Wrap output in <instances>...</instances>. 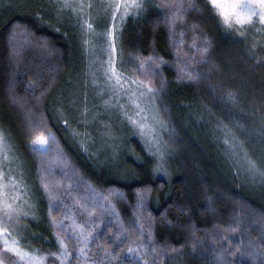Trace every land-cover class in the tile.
Instances as JSON below:
<instances>
[{"label": "trees", "instance_id": "16d2710c", "mask_svg": "<svg viewBox=\"0 0 264 264\" xmlns=\"http://www.w3.org/2000/svg\"><path fill=\"white\" fill-rule=\"evenodd\" d=\"M61 4L0 0V130L39 190L34 230L48 238L54 220L74 252V217L109 264H264V24L228 28L208 0H143L113 21L119 71L152 89L164 159L95 96Z\"/></svg>", "mask_w": 264, "mask_h": 264}, {"label": "rangeland", "instance_id": "374dc122", "mask_svg": "<svg viewBox=\"0 0 264 264\" xmlns=\"http://www.w3.org/2000/svg\"><path fill=\"white\" fill-rule=\"evenodd\" d=\"M64 2L65 0H62V3ZM116 2L118 0H67L70 7H62L60 15L70 13L72 17L68 19L69 24L71 27L79 29L77 42H75L78 54L75 61L78 68L79 62L80 64L82 61L85 63V67L89 71V73H85V79L90 76V88L93 89L95 96L101 98L100 103L107 108L116 109L119 114L118 119L122 123L130 125V129L133 131H138L139 138L144 143L147 140L145 145L150 150L151 155H163L165 159L170 152L168 149L169 141L163 135L165 129L160 122L151 92L124 76L115 63V50L113 51L111 48L113 38L108 36V32L113 31L111 25L115 19L119 21L121 15L120 11H116V17L113 19L112 12L115 9L106 6ZM136 2L142 4L143 0H136ZM80 5L84 6L82 11ZM128 14L129 12L124 16ZM85 20L92 24L91 29L84 25ZM254 21L256 20L254 19ZM113 66L115 76L110 71ZM84 70H80L79 79L82 78L81 75L85 72ZM116 76L119 77V82H117ZM79 82L81 81L79 80ZM140 125H144V127L141 128ZM107 130L104 133V140L108 145L106 150L111 153L113 151L115 158H117L123 151L121 149L122 140L119 139L121 136L118 138L116 133L114 135V130L112 131L109 127ZM0 133H2L1 130ZM2 134L7 142L8 150L0 151V184H6L7 187L0 189V192L7 193L8 202L12 203L13 207L18 206L23 212L28 213L27 216L22 215L20 217L15 229L10 227L9 230L13 237L22 242L23 248L39 250L37 255L45 257L44 264H61L57 257L46 254L59 252L55 234L59 233L63 238L64 236L59 232L56 223L50 220H47L50 227V232L47 233L48 238L34 230L40 219V193L33 182L27 178L28 170L20 160L13 143L5 136V133ZM113 145L115 146L112 147ZM159 166L160 170L159 167H156V171H160L158 174L161 175L163 174L161 173L163 167L162 165ZM250 173H258V170L251 169ZM13 197H16L15 201H13ZM64 241L71 255L64 258L63 264H109L106 255L97 248L96 242L92 240L88 242L87 258L85 259L77 255V248L81 247L78 240L75 242L76 250L74 252L70 249L65 238ZM0 264H29V262L19 261V258L14 253L5 250L2 242H0ZM32 264H35V261Z\"/></svg>", "mask_w": 264, "mask_h": 264}, {"label": "snow or ice", "instance_id": "6c2138e0", "mask_svg": "<svg viewBox=\"0 0 264 264\" xmlns=\"http://www.w3.org/2000/svg\"><path fill=\"white\" fill-rule=\"evenodd\" d=\"M208 4L212 8L213 14L228 28H232L234 24H250L254 19L257 22L264 24V0H208ZM61 7H70V5L67 3V0H65V2L61 4ZM79 7L82 11L84 6L80 5ZM106 7L115 9V11L112 12L113 19H115L116 11H120V15L123 17L128 13L129 8L138 9L142 7V5L137 3L136 0H118V2L109 4ZM168 7L179 9L180 7H183V5H169ZM83 23L88 29L93 27L92 24L88 23L86 20ZM114 28L115 25H113V31L108 32V36L113 38V42L111 44L113 51L115 50ZM203 51L207 52V48H204ZM110 71L113 76H115L114 66L110 69ZM115 78L117 82H119V77L116 76ZM141 83L143 84V82ZM144 87L149 92L152 91L150 86L144 85ZM133 123H135V121H133ZM140 126L141 128L144 127V125ZM33 143L45 145L48 143V138L41 134L35 138ZM7 150V142L3 134L0 133V151ZM6 187V184H0V189ZM44 188L47 190V184L44 185ZM15 199L16 197H13V201H15ZM81 208L83 209L84 206L81 205ZM22 215L27 216L28 213L23 212V210L18 206L13 207V204L8 202L7 193L0 192V242H2L4 249L14 253L15 256L19 258V261H28L29 264H32V262L35 261V264H44L45 257L37 255L39 250H26L21 246L22 242L13 237L9 230L10 227L15 229L16 224ZM72 219L73 225H70L69 228L72 233L78 237V243L81 245V247L77 248V255L86 259V248L88 242L93 238L92 232L86 230L83 224H76L74 217ZM53 223L56 222L53 220ZM68 230L69 229H65V231ZM55 235L60 251L50 252L46 255L57 257L61 261V264H63L64 258L70 256L71 254L68 251L64 238L59 233H56ZM129 251H132V249L130 248Z\"/></svg>", "mask_w": 264, "mask_h": 264}]
</instances>
